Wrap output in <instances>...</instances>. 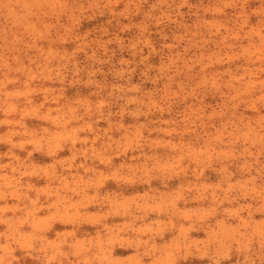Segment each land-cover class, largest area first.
<instances>
[{"label": "clouds", "instance_id": "obj_1", "mask_svg": "<svg viewBox=\"0 0 264 264\" xmlns=\"http://www.w3.org/2000/svg\"><path fill=\"white\" fill-rule=\"evenodd\" d=\"M0 264H264V0H0Z\"/></svg>", "mask_w": 264, "mask_h": 264}]
</instances>
